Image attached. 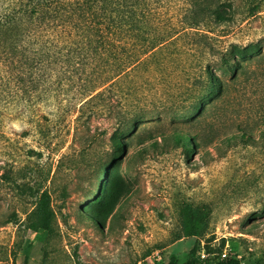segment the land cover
I'll use <instances>...</instances> for the list:
<instances>
[{"label":"rangeland","instance_id":"rangeland-1","mask_svg":"<svg viewBox=\"0 0 264 264\" xmlns=\"http://www.w3.org/2000/svg\"><path fill=\"white\" fill-rule=\"evenodd\" d=\"M211 4L228 22L205 20L198 30L217 49L233 47L230 57L244 68L228 81L230 72L213 67L228 91L201 117L169 110L187 106L191 70L204 54L183 38L159 52L164 66L145 72L138 55L133 84L127 80L117 106L144 116L138 130L120 137L122 149L112 147L107 116L77 132L75 115L44 121L39 132L19 121L0 129V264L182 263L194 246L200 261L264 264V0H200ZM180 8L163 10L174 31L181 30ZM187 133L199 145L177 142ZM40 201L47 231L30 227ZM184 206L208 210L196 237H183Z\"/></svg>","mask_w":264,"mask_h":264},{"label":"trees","instance_id":"trees-1","mask_svg":"<svg viewBox=\"0 0 264 264\" xmlns=\"http://www.w3.org/2000/svg\"><path fill=\"white\" fill-rule=\"evenodd\" d=\"M171 4L181 7L175 16L179 31L165 22L163 10ZM217 8V4L201 7L200 0H0V129L19 121L34 123L39 132L45 130L44 121L55 117L64 121L66 115H75L73 129L77 132L91 118L107 116L114 125L112 147L122 149L120 137L128 130H138V120L144 116L142 112L130 114L123 104L117 106L125 96L127 80L133 84L138 55L143 54L145 72L153 65L164 66L166 60L157 56L159 52L183 38L201 44L204 54L191 70L187 106L172 105L169 110L201 117L228 91L213 67L230 72L228 81L235 80L244 68L230 57L233 47L217 49L208 42L213 39L198 30L205 20L228 22ZM258 121L264 126V120ZM237 131L245 137L242 127ZM176 140L184 146L190 140L199 145L188 133L177 135ZM117 190L112 188L110 197L118 198ZM43 203L35 210L37 222L30 226L34 231L49 228ZM207 216L205 207L184 206L180 214L183 237H196ZM189 255L182 263L163 264H241L235 257L200 261L195 246Z\"/></svg>","mask_w":264,"mask_h":264},{"label":"built area","instance_id":"built-area-1","mask_svg":"<svg viewBox=\"0 0 264 264\" xmlns=\"http://www.w3.org/2000/svg\"><path fill=\"white\" fill-rule=\"evenodd\" d=\"M225 255H223V257H224Z\"/></svg>","mask_w":264,"mask_h":264}]
</instances>
